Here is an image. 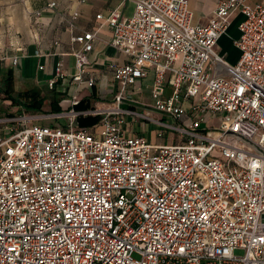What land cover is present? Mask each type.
Returning <instances> with one entry per match:
<instances>
[{
	"label": "built area",
	"instance_id": "obj_1",
	"mask_svg": "<svg viewBox=\"0 0 264 264\" xmlns=\"http://www.w3.org/2000/svg\"><path fill=\"white\" fill-rule=\"evenodd\" d=\"M132 1L130 17L95 16L127 59L111 68V104L77 111L74 96L52 116L64 127L0 138V264H264V4L219 0L195 24L188 0ZM235 14L240 56L229 65L215 47ZM97 38H72L77 71L58 61L48 89L94 85L85 66ZM79 117L99 122L89 129ZM129 117L180 140L129 136Z\"/></svg>",
	"mask_w": 264,
	"mask_h": 264
},
{
	"label": "crops",
	"instance_id": "obj_2",
	"mask_svg": "<svg viewBox=\"0 0 264 264\" xmlns=\"http://www.w3.org/2000/svg\"><path fill=\"white\" fill-rule=\"evenodd\" d=\"M51 2L56 3L55 9L47 7ZM218 2L219 0H188L193 22L207 23ZM250 2L264 4V0H250ZM114 9H118L123 17H130L134 12V3L132 0H85L83 3L81 0H0V18L4 19V25L0 24V96L2 97L0 103L10 104L15 109L25 111L11 104L4 94L3 76L8 69H11L14 81L12 97H16L15 95L20 92L38 90L40 96L45 99L44 104L40 112L32 113L48 116L41 118L34 115L36 118L31 117L33 120H28L27 125L20 124L19 128L55 126L52 123L58 119L52 116L66 112L74 96L79 101L75 107L77 111H88L109 105L105 100L112 99L116 87L111 68L117 64H124L127 59L111 46V30L103 21L96 20L95 16L98 14L106 16ZM73 12H78L80 16L72 28L69 26V21ZM242 18L241 14H235L226 35L217 42L218 45L220 40L227 37L232 49L230 60L220 53L217 45L215 47L217 54L229 65H235L239 60L240 52L235 47L234 41L239 38L238 25ZM82 32H94L98 37L92 51L87 54L85 66L86 78H92L94 85L88 87L86 84H81L77 87L74 82H70L71 80H60L53 90L48 89V81L53 77L58 61H62L64 72L69 77L76 73L73 53L79 50L80 45L73 42L72 38ZM13 59H16V64H13ZM149 76L152 81L151 70ZM18 82L19 90L15 85ZM141 95L142 91L137 97ZM142 103H148V100ZM54 107L59 108L60 112L56 113ZM45 108L49 110V114H44ZM140 109L149 110L145 107ZM152 114L156 115L154 111ZM63 123L65 126V120ZM96 124L83 127L91 129ZM157 130V127L131 117L127 119L125 125L126 134L143 135L154 145L176 144L180 140L177 135L168 132L158 138ZM7 131L8 129L2 132L0 138L5 137Z\"/></svg>",
	"mask_w": 264,
	"mask_h": 264
},
{
	"label": "rangeland",
	"instance_id": "obj_3",
	"mask_svg": "<svg viewBox=\"0 0 264 264\" xmlns=\"http://www.w3.org/2000/svg\"><path fill=\"white\" fill-rule=\"evenodd\" d=\"M0 24L4 25V19L0 18ZM218 49L220 50V53L225 55L227 57V59L230 60L231 54H232V49L230 47V44L228 42L227 37L223 38L222 40H220V42L218 43ZM16 88L19 90V82L15 84ZM151 85V77L149 76L147 79L142 81V95L138 96L137 98L140 99V101L142 102H147L148 97H149V86ZM147 86V87H146ZM17 94V93H16ZM16 96V95H15ZM0 100H2V97L0 96ZM112 99L107 98V100H105V102L111 104ZM138 111H141L140 108L137 109ZM49 110L47 108H45V112L44 114H49L48 112ZM34 115H38L39 117H43V118H48V116H42L36 113H32V112H25L23 110H19V109H15L14 106H11L10 104H1L0 103V136L1 133L6 131L7 129H9L10 127H14L16 129H19L20 127V122L19 119H31L33 120L31 117H35ZM64 120L62 119H58V120H54L52 124H54L55 126H60V127H64ZM29 124V123H28ZM63 124V125H62ZM25 125H27V123H25Z\"/></svg>",
	"mask_w": 264,
	"mask_h": 264
},
{
	"label": "trees",
	"instance_id": "obj_4",
	"mask_svg": "<svg viewBox=\"0 0 264 264\" xmlns=\"http://www.w3.org/2000/svg\"><path fill=\"white\" fill-rule=\"evenodd\" d=\"M3 83H4V94L6 98L11 101V104L15 106H19L28 112H40L45 99L40 96L38 90L32 89L25 92H20L16 95V97H12V94L14 92L13 91L14 81H13V75L11 69H8L4 73ZM53 110L56 113L60 112V109L56 107H54ZM98 121H99V117L78 118V124L81 127L94 125Z\"/></svg>",
	"mask_w": 264,
	"mask_h": 264
}]
</instances>
